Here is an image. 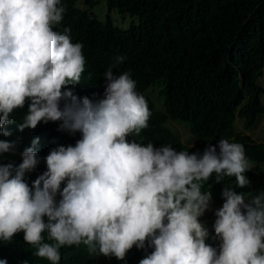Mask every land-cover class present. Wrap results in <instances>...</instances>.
Masks as SVG:
<instances>
[{
    "label": "clouds",
    "instance_id": "9594fccd",
    "mask_svg": "<svg viewBox=\"0 0 264 264\" xmlns=\"http://www.w3.org/2000/svg\"><path fill=\"white\" fill-rule=\"evenodd\" d=\"M64 12L0 0V264H264V193L233 189L264 165L234 137H192V154L137 143L164 79L100 80Z\"/></svg>",
    "mask_w": 264,
    "mask_h": 264
},
{
    "label": "trees",
    "instance_id": "16d2710c",
    "mask_svg": "<svg viewBox=\"0 0 264 264\" xmlns=\"http://www.w3.org/2000/svg\"><path fill=\"white\" fill-rule=\"evenodd\" d=\"M96 4L64 0L59 23L70 29L73 44L82 45L88 67L100 80L111 67L113 75L129 73L148 87L165 81L159 91L163 104L156 109L152 104L150 128L136 135L137 143L188 151L168 125L182 123L208 146L234 137L250 162L264 165V142L235 134L233 127L237 118L244 129L264 118V87L258 83L264 68V0H105L104 20L92 12ZM112 12L136 23L120 29L111 22ZM121 56L125 59L117 63ZM258 171L247 187L233 189L264 193V170ZM206 188L201 190L211 193V202L223 205L222 192Z\"/></svg>",
    "mask_w": 264,
    "mask_h": 264
},
{
    "label": "rangeland",
    "instance_id": "374dc122",
    "mask_svg": "<svg viewBox=\"0 0 264 264\" xmlns=\"http://www.w3.org/2000/svg\"><path fill=\"white\" fill-rule=\"evenodd\" d=\"M84 1V0H83ZM97 1V4L92 8V12L94 14H97L99 19L104 20L106 18V7H105V0H94ZM78 5L82 4V0H76ZM111 22L116 25L117 27H120L122 29H127L130 26L131 20L129 16H119L117 13L112 12L111 13ZM258 83L264 87V68L263 73L258 79ZM261 101L264 104V95L261 96ZM169 126L174 130L173 132H176L180 140L187 146L194 147L197 141H194L192 136L190 135L187 127L184 124L169 122ZM235 129L239 132H245L250 137H252L257 142H264V118H259L258 121H256L255 125L252 127V129L245 131L243 128L242 121L237 118L235 121ZM261 170H264V167L259 168ZM210 207H212L214 210H219L220 208L215 204L211 203Z\"/></svg>",
    "mask_w": 264,
    "mask_h": 264
}]
</instances>
